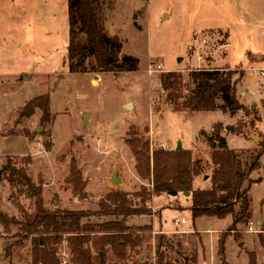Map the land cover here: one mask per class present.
Listing matches in <instances>:
<instances>
[{"label":"rangeland","instance_id":"374dc122","mask_svg":"<svg viewBox=\"0 0 264 264\" xmlns=\"http://www.w3.org/2000/svg\"><path fill=\"white\" fill-rule=\"evenodd\" d=\"M192 2L193 12L191 2L186 0L182 14L169 19L171 22L163 20L162 11L168 8L177 10V0H113L111 7L106 3V27L111 35H117L122 41V57L124 54L135 57L138 69L133 72H101L97 70L95 60L88 57V73L73 74L66 63L70 42L68 0H0L1 212L21 219L25 212L34 213L37 205L48 210L86 211L89 217L83 222L92 229L115 220L113 216L96 214L104 212L103 204L110 194L123 192L130 195L142 187L152 188L146 172H143V179L140 177V163L128 143L131 135L135 138V145L148 143L150 155L163 148L162 144L176 150L179 141L185 149H191L193 158L206 163L205 171L193 182L192 190H196L212 186L210 149L205 148L207 144L204 140L218 126L221 133L228 136L230 148L243 151L244 162L250 163L259 153L260 166L244 187L250 189L252 184L264 180V80L261 70L255 72V77L244 72L237 88L238 99L244 109L235 115L220 109L177 112L160 83V77L165 72L154 75L147 72L151 63H161L166 71L177 70V66L178 69L189 68L192 71L198 69L200 63L206 66L204 60L199 61L196 55L198 47L194 46L189 52L186 50L191 37V24L202 20L201 16L212 9L213 3H222L226 17L233 16L238 24H245L243 13L237 10L234 0ZM140 9L143 12L139 15ZM214 34L218 36L217 41L207 39ZM223 35L208 31L196 35V39L209 42L206 46H211L210 53L219 47ZM23 41L31 45L27 52L19 47ZM182 56L186 57L185 61L180 59ZM208 58L216 61L217 56L210 54ZM129 61L134 66L136 61ZM191 71L185 74V88L190 86ZM247 76L249 82L245 84ZM46 94L51 100L49 118L42 120L43 112L36 109L34 113L31 110L22 114L30 100ZM243 99L248 102H243ZM84 115H88L87 121H84ZM228 116L230 120L226 122ZM254 135L260 136L258 142L252 139ZM199 142L204 146L199 147ZM8 160H12L17 169L27 172L34 188L24 186L21 190V186H12L8 179L9 171L4 169ZM73 164L78 172L74 182ZM116 170L121 179L118 184L110 181ZM39 189L41 197H38ZM250 192L254 217L250 224H239L235 230L231 229V217L201 216L194 220L190 193L153 196L146 204L147 214L124 221L130 229L125 234L134 237L140 234L141 239L136 247L126 246L124 264H158V236L162 233H156L153 224L157 228L163 226L172 230L164 234L175 237L173 248H161L165 251L166 262L224 264L218 253V240L226 237V259L231 262L228 261V264H249L252 252L256 255L257 264H264V238L262 240L261 237L264 233H248L251 225L264 231L261 225L264 222V204L261 207L259 202L264 195V186L253 185ZM106 203L114 208L110 202ZM138 205L141 203L138 202ZM180 211L183 213L180 214ZM185 216L187 225L177 228L174 220ZM141 226H150L152 231L136 229ZM207 229L225 231L220 234L207 232ZM17 231L18 226L13 224L0 227V264H33V238L36 234L22 238L17 236ZM206 234L213 240L210 241ZM89 235L91 239L87 247L96 254L98 250L92 245L93 239L102 234L97 230ZM239 241L244 243L239 245ZM6 245L12 247L11 255L7 257ZM66 245L63 243L62 251H66L67 256L64 257L61 252L64 263L72 258ZM100 256L106 264H114L118 259L111 245L106 246Z\"/></svg>","mask_w":264,"mask_h":264},{"label":"trees","instance_id":"16d2710c","mask_svg":"<svg viewBox=\"0 0 264 264\" xmlns=\"http://www.w3.org/2000/svg\"><path fill=\"white\" fill-rule=\"evenodd\" d=\"M111 2L108 0H68L70 42L66 63L71 73H88L89 68L86 61L88 57L95 60L97 70L101 72L119 73L128 70L133 72L138 69L135 57L127 54L122 57L124 53L122 41L117 35H111L106 27V3L108 7H111ZM129 60L136 61L134 66ZM127 63L130 65L128 66ZM243 77L244 72L239 70L195 69L190 72L188 88H185L184 79L177 71L163 73L160 83L167 92L168 99L181 111L208 112L220 109L235 115L244 109V105L238 99L237 89ZM220 100L221 103L218 104ZM50 102L49 94L33 98L24 106L22 114L25 115L31 110L34 113L36 109L43 112L42 120H46L51 113ZM134 139L131 135L128 143L140 163V177L143 179V172H146L152 188L142 187L130 195L123 192L110 194L106 202L113 204L114 208H110L105 202L104 212L98 211L96 214L113 216L115 220L99 225L98 229H92L83 222L89 217L86 211L60 208L48 210L37 205L34 213L25 212L21 219L0 211V227L16 225L18 226L17 236L22 238H28L32 233L36 234L33 238V264H69L70 262L72 264H106L101 259L100 253L108 245H111L118 255L114 264H124L126 246L135 247L141 241L140 234L135 237L125 234L130 229L124 225V221L133 216L147 214L148 201L153 196L169 192L190 193L192 202L190 209L194 220L201 216L220 219L231 216L232 230H235L239 224H249L251 200L249 190L244 186L252 173L260 166L259 153L250 163H245L241 152L230 149L226 137L218 127L217 129L215 127L214 131L207 134L205 138L211 149L209 168L212 174V188L192 190L195 176L206 169L201 159L193 158L192 150H178L177 148L172 150L163 149V147L156 149L153 155H150L148 143L135 145ZM4 169L9 171L8 179L13 187L21 186V190H24V186L34 188L27 172L14 167L12 160H8ZM76 169V165L73 164V182L78 177ZM80 190L83 191L82 188ZM40 193L39 189L38 197H41ZM138 202L141 205H138ZM141 228L144 231H152L150 226ZM97 230L102 235L93 239L92 245L98 250L95 254L87 247V244L91 239L89 233L97 232ZM226 240V237H221L219 241V255L222 258L225 257ZM174 241V236L167 237L164 233L158 236V264H173L170 261L166 262L165 251L161 248H173ZM63 243L67 244L66 247L72 256L68 263L62 260ZM10 246L6 245V257L11 255L12 247ZM257 262L256 255L252 252L249 264H257ZM224 264L228 263L224 262Z\"/></svg>","mask_w":264,"mask_h":264},{"label":"crops","instance_id":"0c3cea01","mask_svg":"<svg viewBox=\"0 0 264 264\" xmlns=\"http://www.w3.org/2000/svg\"><path fill=\"white\" fill-rule=\"evenodd\" d=\"M189 1L191 2V11H192V5H194V4H193L192 0H189ZM185 2H186V0H177V10L174 8L164 9L162 11L163 20H165L164 14L169 13V12H172L175 14V15H173V17H171L169 19L179 17L182 14L183 9H185ZM234 5L237 8V10L239 9L243 13V22H245L244 25L238 24L236 22V20H234L233 16H230L229 14H228L229 16L226 17L225 16L226 11L224 10L222 3H213L212 9L207 10V12L203 13V15L201 16L202 20H199L197 22L195 21L191 24L192 25L191 26V37L188 38V46H187L186 52L187 51L189 52L194 46L198 47V51L196 52V55L199 56V58H198L199 61L204 60V61L212 62L213 66H215L216 68H219L222 71L227 70V69L228 70H239V71L245 72V74L246 75L248 74V76L252 72L253 75L252 76L250 75V76L255 77L256 71L264 69V0H234ZM244 5H247L248 7L246 8V7H244ZM195 10H197L196 5H195ZM142 12H143V9L138 10V14L142 13ZM169 19H166V20H168L167 22H171ZM110 25H112V24H110ZM208 31L215 32V33L216 32L224 33V35H223L224 37L220 40V43L218 45L219 47L214 49L210 53L208 52V50H211V46L210 45L206 46V44H209V42L204 41V39H201L200 41L197 40L198 38L196 39V35L203 34V33L208 32ZM217 37L218 36L216 34H214L212 36H209L207 39L212 41V42H215V41H217ZM195 41H196V44H195ZM19 47L24 52H27L30 49L31 45L29 43H27L26 41H23L19 44ZM201 48H203V50ZM210 54L217 56L216 61L215 60L210 61V59L208 58V56ZM194 56L195 55H193L192 58ZM185 58H186L185 56H182V58H180V59H184V61H185ZM192 58L189 57L191 63H192ZM260 60H261V62H259ZM178 62H179V58H178ZM178 68L179 67L177 66V70H173V71H177L178 73H180L182 75L183 79L185 78L186 72L191 71L189 68H187V69H178ZM170 71H172V70H167V71L163 70V72H165V73L170 72ZM248 76H247V78L245 77L246 78L244 81L245 84L247 82H249ZM189 79H190V74H189ZM263 80H264V78H263ZM243 88L246 89L245 85L243 86ZM243 102L246 103V102H248V100L243 99ZM213 111H217V109L213 110ZM220 111H222V110H220ZM187 112H190V111H187ZM200 112H203V111H200ZM208 112H211V111H208ZM222 112H224V111H222ZM190 113H193V112H190ZM224 113H226V112H224ZM229 120H230V118L228 116V118L225 119V121L229 122ZM218 121L224 122V120L223 121L218 120ZM218 121H215V122H218ZM220 126L221 125H219V127ZM225 137L227 140L228 147L230 148V145L228 142V136H225ZM252 139H253V137H252ZM204 141L207 144V141L206 140H204ZM255 142H257V141H255ZM201 145H203V143L199 142V147ZM197 148H198V146H197ZM205 148L208 150L210 149L208 147V144H207V147H205ZM183 149H185V148L183 147ZM230 149H232V148H230ZM237 149H240V148H236V150ZM185 150H191V149H185ZM195 150H197V149H195ZM238 151H240L241 155H242L243 151L242 150H238ZM209 153L211 156V149L209 150ZM194 159H198V158H194ZM209 161L211 162V158ZM245 163H247V162H245ZM202 164L205 165L206 163H203V161H202ZM195 178H196V176H195ZM195 178H194V180H195ZM211 185H212V183H211ZM253 185L264 186V180H262L261 182H256V183L252 184L250 189H248L249 190V197L251 200V208H250L251 219H252V217H254L253 211H252L253 199L251 197V192H250ZM199 188L200 187H198L196 189H199ZM211 188H212V186H211ZM211 188L207 187V188L202 189V190H210ZM169 194L172 195L170 192H169ZM263 194H264V192H263ZM178 195H179V193H177V196ZM156 197H158V196H156ZM259 202L261 203V207H262L264 204V195L259 200ZM179 213L181 214V213H183V211L182 212L180 211ZM209 217H211V216H209ZM229 217H231V216H229ZM216 218H218V217H216ZM160 219H162V216H160ZM177 219L179 220V224H177V228H179L181 225H187V223H188V221H187L188 219L186 216H185V218H183V219H185V222H183V219H181V218H176L174 221H176ZM250 222H252V221H250ZM250 222H249V224H250ZM232 224L233 223H230L231 226H232ZM261 225L264 226V222ZM141 227H137L136 229H140ZM153 228L155 229L156 233H158V234L159 233L169 234L168 232H172V230L164 229L163 226L162 227L160 226L159 228H157L155 226V224H153ZM185 229H187V228H185ZM139 231H141V229ZM182 231H185V230H182ZM186 231H188V230H186ZM193 231H194V229H193ZM206 231L211 232V233L213 232V233H220L221 234L222 232L225 231V229H223V230L222 229H220V230L207 229ZM177 232H179V231H177ZM261 232L264 233L263 230ZM139 233H141V232H139ZM204 233H206V232H204ZM248 233H251V232H248ZM253 234H255V233H253ZM206 237L208 239H210V241L213 240V238H211L210 236H207V234H206ZM261 237L263 240L264 236H261ZM219 241L220 240H218V246H219ZM243 243H244V241L238 242L239 245H242ZM218 253H219V249H218ZM257 258H258V256H257ZM213 259H215L214 256H213ZM223 261H225V262L229 261V260L227 261V259H226V254H225V258H223Z\"/></svg>","mask_w":264,"mask_h":264},{"label":"built area","instance_id":"2783aa9c","mask_svg":"<svg viewBox=\"0 0 264 264\" xmlns=\"http://www.w3.org/2000/svg\"><path fill=\"white\" fill-rule=\"evenodd\" d=\"M147 71H148V74H149V75H154V74L157 73V72H161V71H163V65H162L161 63H156V64L151 63V64L148 66ZM261 72H262V74H263V78H264V69H261ZM250 75H253L252 72L250 73ZM162 147H164V148H169V145H168V144H167V145L162 144ZM183 222H185V219H183ZM175 223H176V224H179V220L177 219V220L175 221ZM248 232H251V233H259V232H261V231H260V230H257V229H254V227L251 225V226L249 227V229H248ZM62 255H63L64 257H66V256H67V252H66V251H63V252H62ZM65 262H67V260H66Z\"/></svg>","mask_w":264,"mask_h":264},{"label":"water","instance_id":"95a60500","mask_svg":"<svg viewBox=\"0 0 264 264\" xmlns=\"http://www.w3.org/2000/svg\"><path fill=\"white\" fill-rule=\"evenodd\" d=\"M173 15H175V14L172 13V12L166 13V14H164V19H165V20H166V19H169V18L173 17ZM123 56H124V55H123ZM83 119H84V121H87V119H88V115H84V116H83ZM253 139H254L255 141L258 142V141L260 140V136H259V135H254V136H253ZM177 149H178V150H182V147L179 146ZM110 181H111L112 183H115V184H118V183L121 182V179H120V177H119V175H118V171H117V170H116V171L114 172V174L112 175ZM170 193H171L172 195H177V192H170ZM185 194H186V195H189L188 192H186Z\"/></svg>","mask_w":264,"mask_h":264},{"label":"bare ground","instance_id":"6f19581e","mask_svg":"<svg viewBox=\"0 0 264 264\" xmlns=\"http://www.w3.org/2000/svg\"><path fill=\"white\" fill-rule=\"evenodd\" d=\"M68 16H69V6H68ZM68 50H69V46H68ZM67 55H68V52H67ZM67 57V56H66ZM203 63H200L198 66H199V70H212V69H215L216 67L213 66L212 62H208V61H204V64H206V66H202ZM148 72V71H147ZM162 72V71H161ZM107 73V72H106ZM110 73V72H108ZM115 73V72H113ZM158 73V72H157ZM156 74V73H155ZM96 85H98V82H96ZM169 100V99H168ZM170 104L172 105V107L177 110V112H180L181 110H179V108H177L171 101H170ZM181 146L182 149H183V144L181 141H179L178 143V146L177 148Z\"/></svg>","mask_w":264,"mask_h":264},{"label":"flooded vegetation","instance_id":"af4514ba","mask_svg":"<svg viewBox=\"0 0 264 264\" xmlns=\"http://www.w3.org/2000/svg\"><path fill=\"white\" fill-rule=\"evenodd\" d=\"M163 72V71H162ZM170 72H172V71H170ZM165 149H168V148H165Z\"/></svg>","mask_w":264,"mask_h":264}]
</instances>
